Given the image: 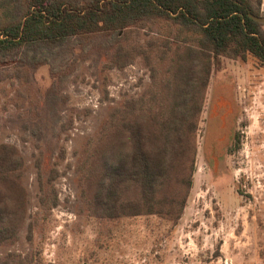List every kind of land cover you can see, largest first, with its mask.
I'll use <instances>...</instances> for the list:
<instances>
[{"label":"rangeland","instance_id":"374dc122","mask_svg":"<svg viewBox=\"0 0 264 264\" xmlns=\"http://www.w3.org/2000/svg\"><path fill=\"white\" fill-rule=\"evenodd\" d=\"M258 8L264 17V0ZM187 44L156 19L0 64V145L23 163L17 239L0 244V264H264V65L251 56L220 57L211 67L192 186L177 222L109 219L92 204L86 173L105 147L108 118L130 100L143 111L168 106L171 64ZM118 46L133 50L132 64L113 63ZM51 169L57 204L45 210L39 185L50 193Z\"/></svg>","mask_w":264,"mask_h":264},{"label":"trees","instance_id":"16d2710c","mask_svg":"<svg viewBox=\"0 0 264 264\" xmlns=\"http://www.w3.org/2000/svg\"><path fill=\"white\" fill-rule=\"evenodd\" d=\"M21 1H4L0 64L25 50L59 47L70 38L99 32L118 36L156 19L176 27L183 45L188 43L178 47L171 64L169 105L143 111L130 100L114 109L105 125V147L86 173L92 204L102 217L156 215L177 222L192 186L197 122L213 63L220 57L246 61L251 56L264 65V24L248 17H262L260 0ZM135 56L132 49L118 46L113 63L124 67ZM238 145L235 136L233 146ZM22 168L17 151L0 145V186L6 189L0 190V244L17 239ZM54 173L51 169L46 179L49 194L39 185L45 210L57 204Z\"/></svg>","mask_w":264,"mask_h":264},{"label":"water","instance_id":"95a60500","mask_svg":"<svg viewBox=\"0 0 264 264\" xmlns=\"http://www.w3.org/2000/svg\"><path fill=\"white\" fill-rule=\"evenodd\" d=\"M248 17L256 23L264 24V17H256L252 14H248Z\"/></svg>","mask_w":264,"mask_h":264}]
</instances>
